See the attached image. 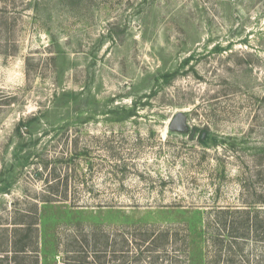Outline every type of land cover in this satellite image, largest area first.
I'll list each match as a JSON object with an SVG mask.
<instances>
[{"label": "rangeland", "instance_id": "1", "mask_svg": "<svg viewBox=\"0 0 264 264\" xmlns=\"http://www.w3.org/2000/svg\"><path fill=\"white\" fill-rule=\"evenodd\" d=\"M0 264H264V0H0Z\"/></svg>", "mask_w": 264, "mask_h": 264}, {"label": "water", "instance_id": "2", "mask_svg": "<svg viewBox=\"0 0 264 264\" xmlns=\"http://www.w3.org/2000/svg\"><path fill=\"white\" fill-rule=\"evenodd\" d=\"M187 121V115L183 112H180L176 115V117L171 122V127L173 129L178 128L180 124H184Z\"/></svg>", "mask_w": 264, "mask_h": 264}]
</instances>
